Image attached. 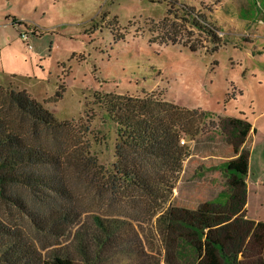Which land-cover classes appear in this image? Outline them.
Instances as JSON below:
<instances>
[{
    "label": "rangeland",
    "instance_id": "rangeland-1",
    "mask_svg": "<svg viewBox=\"0 0 264 264\" xmlns=\"http://www.w3.org/2000/svg\"><path fill=\"white\" fill-rule=\"evenodd\" d=\"M0 85L24 89L58 118L60 131L39 139L69 161L95 158L113 172L117 127L95 95L115 93L163 98L202 113L181 138L191 152H234L242 138L226 118L247 121L257 129L254 159L264 167V0H0ZM208 159L209 168L193 156L184 164L172 204L193 227L173 231L196 249L195 264H221L217 245L242 264H264V186L249 193V212L262 221L244 218L240 208L230 223L208 227L199 212H221L230 203L227 167ZM200 164L199 171L212 175L211 186L187 184ZM65 166L80 203L105 206L88 178L93 168L81 173L71 162ZM107 203V211H118ZM174 243L162 252V264H180Z\"/></svg>",
    "mask_w": 264,
    "mask_h": 264
},
{
    "label": "trees",
    "instance_id": "trees-1",
    "mask_svg": "<svg viewBox=\"0 0 264 264\" xmlns=\"http://www.w3.org/2000/svg\"><path fill=\"white\" fill-rule=\"evenodd\" d=\"M207 34L214 38L212 30ZM95 97L117 127L112 173L95 158L69 161L40 142L46 132H59L61 122L24 89L0 85V264H162V252L172 240L180 264H195L196 249L173 231L193 224L175 214L172 194L190 155L180 140L187 134L186 125L194 126L193 115L202 113L163 98L115 93ZM226 121L234 131L248 124L233 117ZM68 162L81 173L93 168L88 178L104 196L105 206L93 209L80 203L64 176ZM225 165L235 171L231 163ZM227 192L230 206L199 212L208 227L243 208L245 186L227 183ZM107 201L116 213L107 211ZM217 250L221 264H242L236 253L218 245Z\"/></svg>",
    "mask_w": 264,
    "mask_h": 264
},
{
    "label": "crops",
    "instance_id": "crops-1",
    "mask_svg": "<svg viewBox=\"0 0 264 264\" xmlns=\"http://www.w3.org/2000/svg\"><path fill=\"white\" fill-rule=\"evenodd\" d=\"M213 121V120H212ZM247 122V121H246ZM248 124L243 128V130H238L237 132L241 135V144L237 146V149L234 152H229V149L227 154L224 155H216L212 152H205V153H199V152H191L190 155L184 160L182 171L180 173L179 178L177 179L174 188H173V194L172 198H174L179 191L178 184L181 182V178L184 174V164L185 162L193 157L199 158L202 162V166L209 168L210 164H205V161L208 158H217L218 165H225L226 163H231L234 166L235 171H239L243 173V178L238 179L237 176L233 173V171L229 170L228 168H223L224 177L226 178V181L228 184L237 185V184H243L245 186L246 190V202L243 206L245 214L243 215L244 218H248L250 220H254L252 218L251 213L249 212V193L251 190H257L260 189L261 186H264V167L259 165V158L254 159V153L257 147V129L253 126V124L247 122ZM217 127V126H216ZM214 127V129L216 128ZM190 144H194V139L191 140ZM213 144L210 142L207 146L211 147ZM188 149L190 150V145H188ZM209 160V159H208ZM256 162V163H255ZM264 164V163H263ZM258 165V166H257ZM200 165H197L195 167V170L189 174L187 178V184L191 185H202L204 187H207L208 185L211 186V180L210 177L212 175L207 174L206 171L202 173V170L199 171ZM199 169H198V168ZM197 168V169H196ZM202 168V167H201ZM221 174V173H220ZM210 176V177H207ZM194 183V184H193ZM208 184V185H207ZM194 186H190L192 190L198 191L199 189L195 188ZM189 190V189H188ZM262 207L264 208V205L262 204ZM231 220V219H230ZM230 220L227 221V223H230ZM258 220L255 219L254 222L257 223ZM264 224V220L262 221ZM233 233L237 234V229H232ZM248 236V235H247Z\"/></svg>",
    "mask_w": 264,
    "mask_h": 264
},
{
    "label": "built area",
    "instance_id": "built-area-1",
    "mask_svg": "<svg viewBox=\"0 0 264 264\" xmlns=\"http://www.w3.org/2000/svg\"><path fill=\"white\" fill-rule=\"evenodd\" d=\"M21 38H22V40L24 41V43H25V46H26V48L27 49H31V44L28 42V35H27V33H22L21 34ZM181 143H183V140H181Z\"/></svg>",
    "mask_w": 264,
    "mask_h": 264
}]
</instances>
